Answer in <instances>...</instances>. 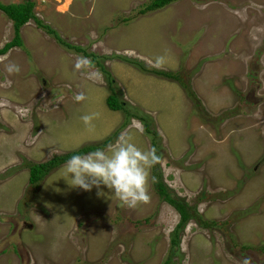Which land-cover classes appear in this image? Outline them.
<instances>
[{"label": "rangeland", "instance_id": "1", "mask_svg": "<svg viewBox=\"0 0 264 264\" xmlns=\"http://www.w3.org/2000/svg\"><path fill=\"white\" fill-rule=\"evenodd\" d=\"M31 1L21 45L0 55V264H264V0L144 13L149 0ZM11 37L0 10V46ZM109 88L125 111L106 106ZM124 118L106 146L155 148L150 176L194 208L172 249L179 217L155 177L131 209L103 185L73 187L66 161L28 185L27 162L99 143Z\"/></svg>", "mask_w": 264, "mask_h": 264}, {"label": "clouds", "instance_id": "2", "mask_svg": "<svg viewBox=\"0 0 264 264\" xmlns=\"http://www.w3.org/2000/svg\"><path fill=\"white\" fill-rule=\"evenodd\" d=\"M85 98L82 92L74 97L77 102ZM98 116L99 113H89L80 119L86 126H92ZM157 159L155 148L142 150L131 137H122L103 149L71 156L64 167L73 187L90 191L103 185L131 209L150 201V182L155 180L150 169Z\"/></svg>", "mask_w": 264, "mask_h": 264}, {"label": "trees", "instance_id": "3", "mask_svg": "<svg viewBox=\"0 0 264 264\" xmlns=\"http://www.w3.org/2000/svg\"><path fill=\"white\" fill-rule=\"evenodd\" d=\"M173 0H149L146 2L139 10V13H144L147 11H151L153 9H157L160 7H163L164 5L170 3ZM33 1L31 0H24L20 3H8V4H2L0 2V10L11 20L12 24V37L8 41H6L2 46H0V55L4 54L10 47L12 46H20L21 40L19 35V28L21 25H23L29 18L34 17L33 15ZM38 24L41 27L46 28V32L49 34H54L57 36L55 31L51 29L50 27L40 24L38 21ZM67 45V44H65ZM68 46V45H67ZM76 51H79L80 49L77 47H74ZM83 52V55H88L84 50L81 49ZM92 56V55H90ZM95 56H92L93 59ZM129 61V60H128ZM129 62L131 64H134L136 67H139L141 69V63L135 59H131ZM101 66L99 63L97 64ZM103 69V67H100ZM150 72L161 75L168 78L178 79L179 77L169 71H163L159 69L150 68ZM107 75V74H106ZM108 81L110 82L112 79L110 76H108ZM180 85L184 87V84L181 80H178ZM110 84V83H109ZM185 88V87H184ZM187 94L193 98V94L187 92ZM106 106L111 110H124L123 104L124 102L120 99H118L116 93L113 91L112 88H109V93L106 95L105 99ZM144 117H139V120L143 124L144 132L149 133L151 135V131L148 128L147 123L143 120ZM125 118L122 124L116 128L111 134H109L107 137L102 139L99 143H87L79 146L76 149H72L69 151H66L61 154H54L47 160L41 161V162H27L26 167L28 170V176H27V182L28 185L35 186L44 176H46L48 173H50L51 170L59 166L61 163L67 161L71 156L76 154H85L90 151H94L98 148L102 149L104 148L108 143H111V141L116 137V134L118 130L124 125ZM156 178V182L154 183V187L156 190V193L158 194V197L160 200L166 202L171 207H173L176 212L178 213V221L174 225L173 229L170 232L169 236V247L170 249L177 247L179 243V231L184 228V225L186 221L189 218H194L195 214L192 212L194 210L193 207H190L185 203L182 199L175 197L169 192V189L166 187L165 184L160 180V175H154ZM169 258V257H168ZM169 259L166 261H163L162 264H167Z\"/></svg>", "mask_w": 264, "mask_h": 264}]
</instances>
